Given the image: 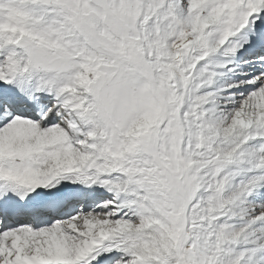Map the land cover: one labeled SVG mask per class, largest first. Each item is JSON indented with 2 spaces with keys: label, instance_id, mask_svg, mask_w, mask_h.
Returning a JSON list of instances; mask_svg holds the SVG:
<instances>
[{
  "label": "snow or ice",
  "instance_id": "snow-or-ice-1",
  "mask_svg": "<svg viewBox=\"0 0 264 264\" xmlns=\"http://www.w3.org/2000/svg\"><path fill=\"white\" fill-rule=\"evenodd\" d=\"M0 264H264V0H0Z\"/></svg>",
  "mask_w": 264,
  "mask_h": 264
}]
</instances>
